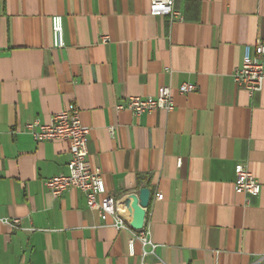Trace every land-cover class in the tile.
<instances>
[{
	"label": "crops",
	"instance_id": "0c3cea01",
	"mask_svg": "<svg viewBox=\"0 0 264 264\" xmlns=\"http://www.w3.org/2000/svg\"><path fill=\"white\" fill-rule=\"evenodd\" d=\"M149 1L0 0V264H264V83L249 96L232 78L244 48L264 46V0H175L171 21ZM185 82L197 89L180 94ZM160 86L172 111L115 109ZM73 107L107 193L150 191L153 249L135 240L130 253V232L102 222L78 189L54 198L45 188L67 173L68 145L36 142L23 126ZM236 164L258 196L235 191Z\"/></svg>",
	"mask_w": 264,
	"mask_h": 264
},
{
	"label": "built area",
	"instance_id": "2783aa9c",
	"mask_svg": "<svg viewBox=\"0 0 264 264\" xmlns=\"http://www.w3.org/2000/svg\"><path fill=\"white\" fill-rule=\"evenodd\" d=\"M175 0H150L149 12L152 15L166 16L169 20L181 19V13L174 8ZM52 47L62 49L65 46L63 39L62 16L53 15L50 18ZM108 36L101 37L106 42ZM264 46L257 41L253 46L244 48V56L241 66L233 72L234 83L244 89L249 96L261 91L264 83ZM197 89V85L190 82L178 86V92L182 95L191 93ZM172 90L167 86L157 88L156 94L148 97L131 95L126 98L125 104L117 103L116 110L127 109L133 115H141L145 112L163 110L170 112L174 109ZM23 130L31 135L34 141H64L68 145L69 161L66 165L67 173L54 175L44 181L45 188L52 197L57 198L70 188L78 189L85 198L89 209L95 210L99 219L104 222L108 217L113 220V226L117 229H126L131 238L128 241L129 252L135 240L142 246L155 245L149 238V232L144 224L140 230L134 229L132 218L124 204L123 197L116 198L107 193L101 171L92 168L88 161L87 141L89 127L80 119L79 110L75 107L54 114L49 122H41L37 119L27 121ZM113 128H110L112 134ZM234 189L238 193H244L256 197L260 193V184L254 175L242 164L234 166ZM157 200L162 199V194L157 193ZM3 223L13 229L19 226L18 219L3 220ZM264 259V257H263Z\"/></svg>",
	"mask_w": 264,
	"mask_h": 264
},
{
	"label": "water",
	"instance_id": "95a60500",
	"mask_svg": "<svg viewBox=\"0 0 264 264\" xmlns=\"http://www.w3.org/2000/svg\"><path fill=\"white\" fill-rule=\"evenodd\" d=\"M149 200L150 191L147 188L140 189L138 193L130 194L124 200V204L132 217L131 226L136 230H140L143 227L145 208H147Z\"/></svg>",
	"mask_w": 264,
	"mask_h": 264
}]
</instances>
